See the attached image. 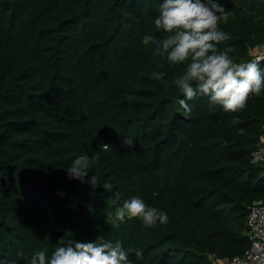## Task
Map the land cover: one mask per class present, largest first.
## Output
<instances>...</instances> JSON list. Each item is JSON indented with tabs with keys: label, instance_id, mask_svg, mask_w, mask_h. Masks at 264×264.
<instances>
[{
	"label": "trees",
	"instance_id": "obj_1",
	"mask_svg": "<svg viewBox=\"0 0 264 264\" xmlns=\"http://www.w3.org/2000/svg\"><path fill=\"white\" fill-rule=\"evenodd\" d=\"M162 2L0 0V260L31 264L46 250L47 264L56 248L97 237L142 251L131 264H211L249 246L248 206L264 202L252 155L264 90L235 113L197 95L182 115L174 81L190 58L170 64L144 44L170 35L154 24ZM218 2L229 13L218 48L235 63L264 54V0ZM81 155L99 156L85 178L100 177L96 187L68 177ZM134 196L168 222L106 223Z\"/></svg>",
	"mask_w": 264,
	"mask_h": 264
},
{
	"label": "clouds",
	"instance_id": "obj_2",
	"mask_svg": "<svg viewBox=\"0 0 264 264\" xmlns=\"http://www.w3.org/2000/svg\"><path fill=\"white\" fill-rule=\"evenodd\" d=\"M228 15V11L218 0H163L154 24L157 30H163L170 35L159 41L151 36L144 37V44H154V54L162 59L166 58L170 64L183 63L190 58L184 74L174 81L184 96L179 104L185 117L191 113L188 101L195 99L197 95L207 96L210 105H221L225 111L235 113L245 108L250 95L259 96L264 90V70L260 68L264 57L256 59V55L252 57L253 61L235 63L229 57L231 48L224 51L218 48V45L229 39L218 28V21L226 22ZM163 77V72L152 74L153 79L167 84ZM239 122V118L232 120L233 124ZM121 143L128 148L134 146L131 137L122 138ZM103 147L107 150L108 143L105 142ZM98 160L99 156L81 155L75 158L67 168L68 177L96 187L101 181L100 177L94 174L87 181L85 178ZM102 184L106 190L113 186L106 180ZM126 216L140 217L146 226H153L157 222L164 224L169 219L165 212L147 207L141 198L134 196L124 201L114 215H109L106 223L119 228L125 222ZM245 235L248 240L246 224ZM132 252L137 258H143L140 250L129 248L125 251L119 240L112 242L97 237L95 241H77L56 248L47 264H131L128 255ZM0 264L7 262L0 260ZM31 264H46V250L35 252L31 257Z\"/></svg>",
	"mask_w": 264,
	"mask_h": 264
},
{
	"label": "built area",
	"instance_id": "obj_3",
	"mask_svg": "<svg viewBox=\"0 0 264 264\" xmlns=\"http://www.w3.org/2000/svg\"><path fill=\"white\" fill-rule=\"evenodd\" d=\"M258 57H264L262 51L259 52L256 59ZM262 129L263 132L259 139V146L252 155L255 162L262 163L264 166V121ZM248 208L249 215L246 222V234L250 246L242 254L230 259H212V264H264V203L256 201Z\"/></svg>",
	"mask_w": 264,
	"mask_h": 264
}]
</instances>
